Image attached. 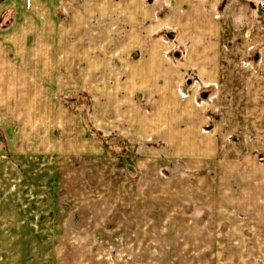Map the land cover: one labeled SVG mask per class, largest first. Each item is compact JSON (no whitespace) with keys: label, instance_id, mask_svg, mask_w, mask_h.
<instances>
[{"label":"rangeland","instance_id":"1","mask_svg":"<svg viewBox=\"0 0 264 264\" xmlns=\"http://www.w3.org/2000/svg\"><path fill=\"white\" fill-rule=\"evenodd\" d=\"M219 1L216 18L246 4L261 37L251 19L243 34L229 27L239 71L177 85L204 118L192 146L161 136L140 157L133 138L94 122L87 88L58 93L52 114L28 106L38 95L0 91V264H264V9ZM67 119L91 142L73 141Z\"/></svg>","mask_w":264,"mask_h":264},{"label":"crops","instance_id":"2","mask_svg":"<svg viewBox=\"0 0 264 264\" xmlns=\"http://www.w3.org/2000/svg\"><path fill=\"white\" fill-rule=\"evenodd\" d=\"M221 5L219 0H4L0 91L19 98L38 95L42 100L28 106L52 114L64 110L58 93L87 88L95 93L94 122L102 128L109 124L143 150L159 147L161 136L173 146H192V132L204 137V118L192 99L181 100L177 85L225 82V68L239 71L243 40L229 55L223 46L229 27L242 28L243 34L244 21L251 19L249 31L260 42L261 30L246 4L216 18ZM71 124L61 123L78 132L70 135L73 141L91 142L80 123ZM95 147L84 146L78 154L103 157V149Z\"/></svg>","mask_w":264,"mask_h":264},{"label":"built area","instance_id":"3","mask_svg":"<svg viewBox=\"0 0 264 264\" xmlns=\"http://www.w3.org/2000/svg\"><path fill=\"white\" fill-rule=\"evenodd\" d=\"M254 2L257 9H264V0H254Z\"/></svg>","mask_w":264,"mask_h":264}]
</instances>
